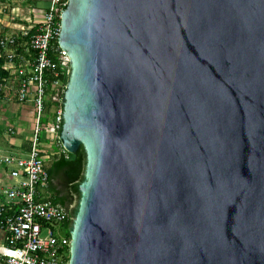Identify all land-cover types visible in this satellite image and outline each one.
Returning <instances> with one entry per match:
<instances>
[{"label": "water", "instance_id": "obj_1", "mask_svg": "<svg viewBox=\"0 0 264 264\" xmlns=\"http://www.w3.org/2000/svg\"><path fill=\"white\" fill-rule=\"evenodd\" d=\"M65 7L69 264H264V0Z\"/></svg>", "mask_w": 264, "mask_h": 264}, {"label": "built area", "instance_id": "obj_2", "mask_svg": "<svg viewBox=\"0 0 264 264\" xmlns=\"http://www.w3.org/2000/svg\"><path fill=\"white\" fill-rule=\"evenodd\" d=\"M65 4L66 0H49L37 24L0 38V58L6 59L4 68L18 83L0 80V93L10 89L19 103L32 100L35 116L27 159L0 155V166L9 169L13 181L2 190L5 201L0 204V227L6 234L4 245L0 246V261L5 264H69L70 261L68 221L74 220L70 210L76 205L64 206L51 200L41 153V135L45 134L51 145L66 154L59 140L66 85L56 80L47 92L49 84L45 77L47 72H55L56 78L68 79L70 75V58L58 43ZM32 30L34 33L30 35ZM48 100L55 103L54 117L45 126L42 122Z\"/></svg>", "mask_w": 264, "mask_h": 264}, {"label": "crops", "instance_id": "obj_3", "mask_svg": "<svg viewBox=\"0 0 264 264\" xmlns=\"http://www.w3.org/2000/svg\"><path fill=\"white\" fill-rule=\"evenodd\" d=\"M23 2V1H22ZM23 4V3H22ZM21 4V5H22ZM48 5L47 0H32L27 2V8L24 17L19 19L23 22L10 23L6 16L0 20L5 27L3 32H17L21 27H32L37 24ZM4 8L6 6L3 5ZM22 7V6H21ZM13 14L18 13L17 7H13ZM7 29V30H6ZM14 91L7 89L0 97V155L16 157L26 160L30 151L31 138L34 128V105L32 100L25 103H19L15 100ZM58 146L51 145L49 137L43 134L41 138V153L45 161V166H50L53 157L59 153ZM9 169L0 166V204L5 199L2 196V190L11 185ZM6 234L0 227V246L4 245ZM0 264H5L0 261Z\"/></svg>", "mask_w": 264, "mask_h": 264}, {"label": "trees", "instance_id": "obj_4", "mask_svg": "<svg viewBox=\"0 0 264 264\" xmlns=\"http://www.w3.org/2000/svg\"><path fill=\"white\" fill-rule=\"evenodd\" d=\"M9 0H0V5L7 3ZM23 1L25 3L30 2L32 0H19ZM38 1V0H36ZM49 3V0H47ZM66 8V7H65ZM65 10V9H64ZM34 32L33 30L30 32V35H32ZM3 38V37H0ZM25 41H28V38L25 39ZM20 53H22L21 50H19ZM6 65V59L0 58V80L3 81V83H7L8 81L13 80V76L10 75V72L5 70ZM15 66H19V61H15ZM57 71V69H56ZM55 72H47L45 77L48 81L49 87L47 88V92L50 91V86L56 81L60 80L65 85L68 82V79L64 76H60L59 78L54 77ZM18 83H16L17 85ZM3 95V92L0 93V97ZM15 100L16 96L14 97ZM54 107L55 103L48 100L45 104V114H44V120L43 125L49 126L52 122V118L54 117ZM59 149V148H57ZM86 153L83 147H80L79 150L74 154H64L61 152V149H59L58 155L56 154L53 157V160L50 162V166L46 167V172L48 175V187H49V193L51 194V200L54 203L69 206L73 203L74 197H77V202L75 206V210L73 211V214L75 215L77 212V204L80 200V193H79V186L84 181V173H85V167H86ZM61 181L63 184H65L66 187H68L70 195L66 199L64 196L61 195V192L57 190L56 188V182Z\"/></svg>", "mask_w": 264, "mask_h": 264}, {"label": "rangeland", "instance_id": "obj_5", "mask_svg": "<svg viewBox=\"0 0 264 264\" xmlns=\"http://www.w3.org/2000/svg\"><path fill=\"white\" fill-rule=\"evenodd\" d=\"M3 5L6 6V8H4ZM15 6L18 9V11H17L18 13L13 14V10H14L13 7H15ZM26 9H28L27 3L19 1V0H9L7 3L0 5V20L2 18H4V16H6L7 21L10 23H15L16 21L19 23L23 22L24 20L19 21V19L24 17V12L26 11ZM3 29H5V27L0 22V37H4V36H8V35L12 34V32H10V31L8 33L3 32ZM15 79H16V77L13 78L14 83L17 82ZM42 137H43V134L41 135V138ZM42 235L45 236L46 234L43 233Z\"/></svg>", "mask_w": 264, "mask_h": 264}, {"label": "flooded vegetation", "instance_id": "obj_6", "mask_svg": "<svg viewBox=\"0 0 264 264\" xmlns=\"http://www.w3.org/2000/svg\"><path fill=\"white\" fill-rule=\"evenodd\" d=\"M55 185L57 190L61 192V195L67 199L68 196L70 195L68 187H66L65 184H63L61 181H57ZM76 202H77V197L75 196L73 203H75L76 205Z\"/></svg>", "mask_w": 264, "mask_h": 264}]
</instances>
